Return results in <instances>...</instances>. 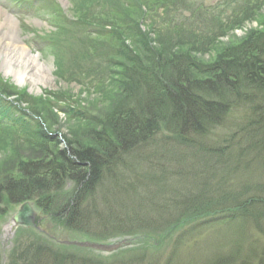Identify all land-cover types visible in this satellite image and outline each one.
Here are the masks:
<instances>
[{
    "label": "trees",
    "instance_id": "trees-1",
    "mask_svg": "<svg viewBox=\"0 0 264 264\" xmlns=\"http://www.w3.org/2000/svg\"><path fill=\"white\" fill-rule=\"evenodd\" d=\"M107 1L114 9L90 15V21L98 23L92 28L98 31L93 29L88 34L95 37L85 35L89 41L83 42L82 49L75 48L71 60L78 80L87 90L103 95L105 102L93 106L75 100L71 103V97L63 92L34 98L11 84L0 85V96L4 98L0 100V134L7 143L15 142L18 148L21 145L33 151L32 160L20 158L13 175L0 181V205L5 201L12 204L34 201L46 212L41 200H54L62 190L67 196L62 198L57 211L51 209L54 214L51 216L68 229L92 235V217L84 210L86 202L92 201L97 191L115 176H125L130 170L126 157L153 140L163 145L161 148L186 147L192 158L209 161L207 168H212L213 174L206 171V166L199 175L190 167L183 170V164H174L172 169L178 165L182 169L174 173L160 167L165 177L151 176L152 182L168 179L175 188L161 201L154 202L156 208L151 209V215H127L129 219L140 218L143 224L138 226H157L152 222L158 224L172 208H183L178 213L179 219L172 220L163 232L170 233L169 230L179 226L192 229L202 222H230L235 214L247 213L258 203L263 205L264 198L245 200L241 193L239 197L220 194L212 201L206 194L214 186L207 180L214 177L216 170L219 173L238 170L227 167L231 155L240 167L264 163V23L261 29L251 32L243 42L230 46L211 62H201L195 54H208L221 38L257 20L264 0H228L220 10L197 0ZM104 55L102 62L94 61ZM9 98H14V103L8 105ZM44 98L47 103L53 102L52 99L57 102L54 107L76 124L81 138L64 139L66 144L62 146L63 141L48 134L54 126L50 122L53 118L37 109L44 107ZM4 110L5 114H1ZM49 112L53 115L52 110ZM218 127L233 132L225 146H196L192 142ZM239 146V154L234 156L233 150ZM250 153L254 154L251 165H245L242 159ZM174 160L177 163L180 159ZM201 175L209 176L206 180ZM185 179L186 184L178 183ZM189 180L201 183L195 186ZM219 183L222 188L228 180L223 178ZM68 184L73 187L71 192L65 190ZM35 196L39 199H34ZM99 200L96 202L101 206ZM96 202L92 201V209ZM119 209L124 213L122 206ZM94 213L98 223L101 214ZM123 222L124 219L119 221L113 216L102 218L100 224L111 228L122 226ZM37 246L35 262H39L42 254L45 261L54 260L52 264L75 261V257L68 259L46 245Z\"/></svg>",
    "mask_w": 264,
    "mask_h": 264
},
{
    "label": "rangeland",
    "instance_id": "rangeland-1",
    "mask_svg": "<svg viewBox=\"0 0 264 264\" xmlns=\"http://www.w3.org/2000/svg\"><path fill=\"white\" fill-rule=\"evenodd\" d=\"M197 1L205 6L220 10L225 1L228 0ZM107 2V0H0V9L18 21V32L23 43L50 70V73L43 71V73L49 75L50 80H45V84H38V88L35 89H32L31 83L20 86L14 81L13 77L6 76L0 70V85L11 84L22 91L24 90L34 98H38L45 93L63 92L71 97L70 102L75 100L76 102H82L83 105L88 104L90 106L105 102L103 95L87 90L89 88L78 80L75 76V73H77L74 67L75 64H72L71 60L75 57L76 49H82L85 45L83 42L89 41L88 36L95 37V35L88 34L93 33L94 30L98 31L97 28H92V25L96 26L98 23H92L90 15L114 9ZM263 23L264 6L257 20L248 22L243 28L234 30L225 38H221L217 46L212 48L208 54H195V57L204 63L211 62L230 46L243 42L251 32L261 29L260 26ZM104 57L105 55L98 59L96 57L94 61L102 62ZM33 71L35 70L29 71L32 76L35 75ZM77 80L80 83H77ZM44 97L46 96L44 95ZM2 98L0 96V100ZM13 99L6 100L8 105L14 103ZM52 101L47 103V99L44 98V107H37L39 110L43 109L42 111L46 113L49 119L53 118V121L50 122L54 126L51 127L52 129L50 128L48 134L56 136L61 142L63 141L62 146L66 144L64 139L66 141L67 139L76 138L77 141L78 138H81L82 132H76V124L69 121L66 115L60 112L59 108L54 107L57 102H54V99ZM39 102L41 103V101ZM49 109L53 111V115L49 112ZM5 112L4 110V113L1 112V114H5ZM44 132L47 131L44 130ZM232 134L231 129L218 127L213 129L210 135L192 142L196 146L200 144L202 146L223 147ZM159 137L163 138L161 135ZM157 142L159 143V141ZM162 146L160 143L155 144L153 140L150 145H145L142 149L136 150L132 155L126 157L125 160L130 169L127 173L125 172L126 175L115 176L113 181L103 186V189L98 190L92 198L94 202L99 200L101 196L105 198L99 200L101 206L96 202V207L92 209V201L88 200L86 202L85 214L87 216L91 214L93 219L90 217V223H92L90 232H92V235L73 231L60 223H56L54 220L56 217H52L54 214H52L51 209L57 211L62 198L67 196L62 190L57 196L54 195L56 198L54 200L48 199L47 201L44 200L45 202L43 199L41 200L46 212L42 208H38L34 201L28 202L36 213L38 225L44 230V233L30 228H11L13 218L21 209L23 203L12 204L5 201L0 205V264H23V261L26 264H46L47 261H49L47 264H52L54 260L52 262L50 258H46L45 261L44 254H42L43 257L39 262H35L33 256L35 250H38L39 246L37 245L39 244L50 247L58 254L67 255L64 257L68 259L69 256L75 257L74 262H63L64 264H212L222 258H235L234 261L241 260L242 262L249 261L248 264H257V262L263 261L261 253L264 252V207L261 206H264V204L261 205V203H258L256 208L250 209L247 213H241V210H237L236 212L241 214H235V212V219L230 222H202V224H197L192 229V226L190 228L179 226L169 230L170 233L163 232L172 220L179 219L181 214L178 215V213H181L183 208H172L158 224L152 222L157 226L151 225L150 228L138 226L143 224L140 218L129 219L127 215L134 216L141 213L144 216L151 215V209L156 205L154 202L161 201L159 199L171 194L174 190L175 187L172 184V188L168 179L163 180V182L161 180L152 182L150 179L151 176H164L160 173V167H166L171 173H174V170L177 172L178 170L182 171V169L179 165L178 168L172 169L173 165L183 164V170L190 167L195 169L194 172L199 175L204 166L207 168L211 164L204 158L202 160L192 158L186 147L165 146L161 148ZM236 147L233 150L234 156H237L239 154L238 149H241L240 146L239 148ZM209 149L212 148L209 147ZM14 150L15 152H13ZM32 152L31 149L24 148L21 145L18 148L15 142L7 143L6 138L0 134V181H5L13 175V171L18 168V163L21 161L20 158L26 159V157H29V160H32L30 156L33 155ZM212 155H215V153H212ZM251 156H254V154H247L242 159L245 160V165H251ZM176 158L180 159L181 162L175 163L174 159ZM235 159L236 157L232 158L231 155L227 167L229 169L230 167L232 169L237 167L236 172L222 171L219 173L218 169L215 171L214 177L211 176L209 180H207L209 175H201L202 178L211 181L210 183L214 185L206 194L209 201L218 199L221 197L220 194L228 197H239L241 193L243 195L242 199L245 200L255 197L264 198V163L257 162L250 167H240L239 164L234 163ZM211 170L212 168L206 169V171ZM146 171L151 173L148 174ZM211 173L213 174L212 171ZM223 178L227 179L228 183L220 188L218 180ZM189 181L194 183L195 186L201 183V181ZM186 182H188L187 179L178 181L181 185L186 184ZM72 189L71 184H68L65 188L67 192H71ZM123 189H125V192H123ZM34 199H39V196H35ZM175 205L176 203H174ZM121 206L125 209L124 213L119 209ZM93 211L101 214L100 221H102V218L111 219L114 216L119 221L124 219L123 225L105 228L102 226L104 224H100V221L98 223L95 221L97 215ZM243 214L244 217H241L240 215ZM130 223L132 224L130 225ZM137 228L150 230L141 231ZM140 234L143 235L125 236ZM64 241H89L105 245H115L125 241L126 244L118 250L106 253L89 248L64 245ZM239 248H241L240 254L243 255L235 256L234 252ZM253 252L256 253V258L249 255ZM23 254L24 256H22Z\"/></svg>",
    "mask_w": 264,
    "mask_h": 264
},
{
    "label": "bare ground",
    "instance_id": "bare-ground-1",
    "mask_svg": "<svg viewBox=\"0 0 264 264\" xmlns=\"http://www.w3.org/2000/svg\"><path fill=\"white\" fill-rule=\"evenodd\" d=\"M18 26V21L13 16L0 9V70L6 76L13 77L20 86L31 83L32 89H35L38 84H45V80H50L49 75L43 73H50V70L23 43ZM32 69L35 70L34 76L29 72Z\"/></svg>",
    "mask_w": 264,
    "mask_h": 264
},
{
    "label": "water",
    "instance_id": "water-1",
    "mask_svg": "<svg viewBox=\"0 0 264 264\" xmlns=\"http://www.w3.org/2000/svg\"><path fill=\"white\" fill-rule=\"evenodd\" d=\"M14 223L17 227L34 228V229H37L39 232H43L37 226L36 213L30 206V204L23 205L21 211L14 218ZM63 244L68 245V246L86 247V248L102 250L106 252H112L120 247V244L112 245V246H104V245H96V244H90V243H77V242H69V241H65L63 242Z\"/></svg>",
    "mask_w": 264,
    "mask_h": 264
},
{
    "label": "flooded vegetation",
    "instance_id": "flooded-vegetation-1",
    "mask_svg": "<svg viewBox=\"0 0 264 264\" xmlns=\"http://www.w3.org/2000/svg\"><path fill=\"white\" fill-rule=\"evenodd\" d=\"M240 253H241V248L237 249L236 252H234V254H236L235 256H242L243 254H240ZM261 254L263 256V261L257 262V264H264V252L261 253ZM249 255H251L253 258H256V256H255L256 253L255 252L249 253ZM234 260H235V258H230V259H227V258L224 259V258H222V259H220L218 261H214L212 264H231V263L232 264L233 263H237V264H248L249 263V261L242 262L241 260H236V261H234Z\"/></svg>",
    "mask_w": 264,
    "mask_h": 264
}]
</instances>
